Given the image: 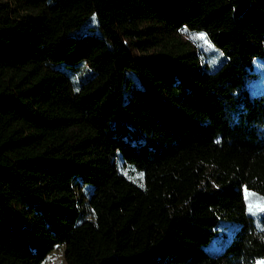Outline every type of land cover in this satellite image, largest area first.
<instances>
[{
    "label": "trees",
    "instance_id": "1",
    "mask_svg": "<svg viewBox=\"0 0 264 264\" xmlns=\"http://www.w3.org/2000/svg\"><path fill=\"white\" fill-rule=\"evenodd\" d=\"M90 18L97 33H77ZM183 28L222 53L214 70ZM256 57L264 0H0V264H42L58 245L66 264L264 258L243 192L264 210ZM81 62L75 89L60 65ZM220 222L235 228L210 252Z\"/></svg>",
    "mask_w": 264,
    "mask_h": 264
},
{
    "label": "rangeland",
    "instance_id": "2",
    "mask_svg": "<svg viewBox=\"0 0 264 264\" xmlns=\"http://www.w3.org/2000/svg\"><path fill=\"white\" fill-rule=\"evenodd\" d=\"M77 33H97L95 19L90 18ZM180 33L194 45L202 65L210 69V71L214 70L221 63L223 60L222 53L210 42L204 32L190 31L183 28ZM60 68L68 75L75 89L78 87L80 78L87 73V67L84 62L76 66L60 65ZM251 69L253 74L248 84V90L252 95L259 94L264 91V60L256 57L252 62ZM126 76L132 84L137 83V78L134 74L127 73ZM119 171L137 186H143V176L134 167L130 165H119ZM243 192L247 215L253 218V222L257 228L264 227L263 199L261 195L252 190L244 189ZM88 195L89 190L87 187L79 189L78 196L81 198L80 208L84 212L85 218L93 221L94 214L87 204ZM234 228L235 224L233 223L220 222L217 226L216 236L207 245V249L210 252L217 251L230 238ZM42 264H66L64 245L55 246L43 260ZM255 264H264V258L257 259Z\"/></svg>",
    "mask_w": 264,
    "mask_h": 264
}]
</instances>
